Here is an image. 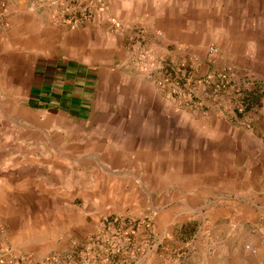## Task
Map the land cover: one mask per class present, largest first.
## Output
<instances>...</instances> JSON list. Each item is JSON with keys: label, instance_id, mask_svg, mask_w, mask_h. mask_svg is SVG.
<instances>
[{"label": "crops", "instance_id": "1", "mask_svg": "<svg viewBox=\"0 0 264 264\" xmlns=\"http://www.w3.org/2000/svg\"><path fill=\"white\" fill-rule=\"evenodd\" d=\"M110 10L146 26V46L168 60L194 55L222 93L205 114L183 109L128 65V36L98 22L58 33L47 8L14 0L0 30L2 235L49 248L90 217L167 196L184 173L206 181L196 194L218 201L213 220L264 235V0H111Z\"/></svg>", "mask_w": 264, "mask_h": 264}, {"label": "rangeland", "instance_id": "2", "mask_svg": "<svg viewBox=\"0 0 264 264\" xmlns=\"http://www.w3.org/2000/svg\"><path fill=\"white\" fill-rule=\"evenodd\" d=\"M3 1L10 21L14 0ZM54 1L23 0V5L47 8L58 33L98 22L118 39L128 36L133 45L125 52L128 65L151 76L156 87L183 109L205 114L209 101L222 93V82L198 73L194 55L183 56L179 65L146 46L149 29L119 20L111 13V0ZM163 33L157 30L154 40ZM216 53V45H210L208 56ZM192 175L168 180V195L144 198L140 210L109 212L96 220L89 216L87 229L70 228L65 238L54 236L55 245L49 248L24 245L13 235H2L5 230L0 227V264H264V235L257 224L242 227L230 218L213 220L212 209L219 203L204 194L197 196V186L206 181H193Z\"/></svg>", "mask_w": 264, "mask_h": 264}, {"label": "built area", "instance_id": "3", "mask_svg": "<svg viewBox=\"0 0 264 264\" xmlns=\"http://www.w3.org/2000/svg\"><path fill=\"white\" fill-rule=\"evenodd\" d=\"M63 0H55L56 3H64ZM9 23V8L3 0H0V29H4Z\"/></svg>", "mask_w": 264, "mask_h": 264}]
</instances>
